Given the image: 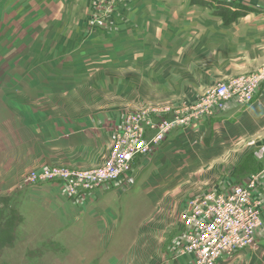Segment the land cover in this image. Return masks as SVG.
Listing matches in <instances>:
<instances>
[{"label": "crops", "instance_id": "obj_1", "mask_svg": "<svg viewBox=\"0 0 264 264\" xmlns=\"http://www.w3.org/2000/svg\"><path fill=\"white\" fill-rule=\"evenodd\" d=\"M35 2L0 0V79L13 76L17 79L24 76L35 81L40 77L53 79L56 77L57 62L75 63L83 55L85 63L90 59L101 65H113L114 69L130 66L131 82L128 85L131 86V100L136 97L141 98L143 103L157 104L152 99V94L156 92L164 95L160 100L169 102L175 99L179 102L219 80L253 72L264 64V7L258 0H131V24L122 25L112 33L108 26L106 30H98L93 35L85 34V28L77 22L53 29L52 22L49 25V21H44L46 13L36 10ZM55 4V8L65 9L70 3L63 5L58 0ZM47 9L44 5L38 10ZM26 15L27 19L34 18L36 21L27 24L29 29L21 22ZM15 53L20 54L17 67L4 69L7 63H2L5 60L2 57ZM28 64L30 70L21 68ZM67 68L63 67L60 77L81 75L80 67L71 73L64 70ZM99 72L97 77L101 79L107 78V73H110L104 68ZM35 81L31 82L32 85H25L23 81L9 85L2 81L0 132L2 128L7 129L8 133L14 131L9 122L19 117L14 108L22 104V95L28 94L38 99L42 92L48 98L57 89L49 83L34 85ZM137 81L143 83L142 90L136 89ZM146 88L151 93L145 99L142 94L148 90ZM4 90L19 96H4ZM43 104L45 109L50 105L56 107L50 98ZM73 121L76 122L74 128L66 125ZM61 122L63 128L50 127V121L48 124H34L33 150H28L27 143L10 137L0 143V162L6 165L2 166L0 173V184L4 185L0 198L1 195L8 198L6 202L0 201V206L7 218L17 217L15 240L11 244L15 250L11 252L16 253L18 263L28 261L25 253L33 252L41 257L44 251L40 250L42 247L60 244L61 240L65 248L68 245L72 247L74 241L80 245L76 252L78 258L82 259L80 264H128L136 248V245H131V237L137 236L134 224L136 221L143 222L146 215L151 213V209L145 212L143 202L137 206L131 200V188L161 150L135 160L131 177L133 184L127 182L123 186L120 180L105 184L87 198L68 197L64 187L57 182L18 186V175L28 169V161L39 166L51 160L58 161V156L64 151L70 153L74 149L76 158L83 153L87 156L91 151L87 145L89 132L95 139L99 135L87 128L91 125L87 119L68 118ZM46 125L49 127L44 128ZM97 125L99 122L96 120ZM207 126L211 133L208 145H203L208 134ZM196 127L190 132L197 133L196 142H201L198 146L201 150L199 153L193 150V160L209 161V168H216V179L209 183L212 188L227 189L235 183H244L249 176L260 174L257 188L264 193V84L249 105L239 107L231 100L224 110L202 119ZM108 146H111V142ZM104 147L106 145L100 151ZM12 150L16 151V155ZM249 158L252 162H248ZM125 188L129 191L121 193ZM146 225L143 224V227L146 228ZM182 228L171 239L180 235ZM114 239H123L120 245L122 250ZM260 244L264 245V238ZM168 246L166 253L170 258L162 264H194L192 255L186 254V261L178 260L176 245ZM255 248L243 249L235 257L220 260L218 264H264L242 262ZM49 252L47 255L52 254ZM5 254L6 249L3 248L1 263H8L3 259ZM68 254L67 260H71V251ZM53 260L54 257L47 262Z\"/></svg>", "mask_w": 264, "mask_h": 264}, {"label": "rangeland", "instance_id": "obj_2", "mask_svg": "<svg viewBox=\"0 0 264 264\" xmlns=\"http://www.w3.org/2000/svg\"><path fill=\"white\" fill-rule=\"evenodd\" d=\"M27 1L28 0H23V2ZM30 1L32 2L33 0ZM35 1H37L35 2L36 10L46 13L44 21H49L47 22L49 25L52 22L51 24L54 26L53 29H55V26L64 28L66 25H71L72 22H77L83 25L85 34L93 35L98 33V30H106L108 26L111 27L110 31L112 33L122 25L131 24V0H61L63 5L70 3L69 7H65V9L55 8V3L58 0ZM258 1L264 6V0ZM44 5L49 9L46 11L38 10ZM24 19H27V15L21 20L26 26L29 23L36 22L34 18H29L25 21ZM27 28L29 29L28 26ZM26 34H29V32H26ZM33 38H36V36ZM19 40H21V37H19ZM8 56L2 57L5 58L2 63H7L4 69L8 68L13 70L18 65L20 54L15 53ZM83 58V55L79 56V58H77L78 62L75 63L57 62L55 64V66H57L56 71L54 72L56 77L53 79L40 77L36 78L35 81V79L33 80L32 78L24 76L22 79H17L15 76L10 79H0V85L2 81L3 84L9 85L21 84V81H23L25 85H32L31 82L35 81L33 83L34 85L43 86L49 83L57 87L55 91L48 95L50 96L48 98L47 94L45 93L46 95H43L42 92L38 99H34L32 95H22L24 97L22 104H18L14 108L15 112L19 114V117L9 122L12 123L11 125H13L14 131L8 133L7 129L2 128L0 132V143L10 137L13 140H21L19 142L27 143L28 150H33L32 142L34 140V134L32 133V126L34 124L42 125L44 122L48 124L50 121V127L55 126L63 128L64 125L61 121L68 118L73 120H79L80 118L87 119L88 124H91L87 128H89L91 132L99 135L95 139L89 132L90 137L87 145L91 151L88 152L87 156L83 153V155L76 158V151L73 149L71 151L72 153L64 151V153L59 155L58 161L51 160L52 162L44 165L36 166L28 161V169H25L18 175V186L29 184L30 179L35 175H42L47 172L53 173L56 171L69 172L73 177L82 178L84 180L98 178L100 175L99 173L107 168L106 165L112 154H114L121 138L126 135L128 126L131 127L130 116L132 110L135 112L147 110L150 119L157 125V128H148V134L153 135L157 132L160 133L161 130L168 129L171 126V122H173L171 120L173 117L175 118L179 115L178 112H182L187 107L196 105L202 99L210 97L218 84L231 85L234 79L254 74L264 68V64H262L253 72L240 73L235 76L224 78L217 81L216 84L205 88L200 93L191 96L189 99H181L179 102H176L178 100L175 99H170L169 102L165 101L166 99L160 100L164 95L156 92L152 94V99H155L157 104H147V102L143 103L141 98L134 97V100H131V86L128 85L129 82H131V71L128 72L130 66L114 69L115 67L113 65H101L90 59L85 63L83 62ZM64 66L68 67L64 70L70 73L80 67L79 71L81 72H78L81 75L68 78L60 77V71ZM21 68L30 70L31 66L28 64L27 67L22 66ZM101 68L110 72L107 73V75H109L107 78L101 79L97 77V75L101 73L99 72ZM7 81H9V83H6ZM141 84L143 85L142 82ZM141 84L138 82L136 89L142 90ZM146 89L148 90L142 94L145 99L149 98L151 93L149 88ZM3 95L8 97L19 96L15 93L6 92V90H4ZM49 98L50 102H55L56 107L53 108V106L50 105L51 107L45 109L44 104H41L46 102ZM38 106H40L39 109ZM96 120L97 123L99 122L97 126H95ZM75 124L76 122L73 121L66 125L74 128ZM161 124H164V126H161ZM48 127L49 126L46 125L44 128ZM97 128H100V130H97ZM195 128L197 127L194 126L193 129ZM193 129H186L185 126L176 124L171 134H169L170 136H167L156 149V151L161 150L159 153L160 155H157L151 164H147L148 166L145 167L143 175L139 176L137 181H135V185L131 188V200L137 206H139V203L143 202L145 204V212L151 209V213L149 216L145 214L146 217L143 222L136 221V224L133 223L137 227L135 231L137 236L131 237V245H136V248L128 264H162L168 261L170 257L166 253V246L169 245L168 248H171L176 245V239L179 235L173 239L171 238L178 234L180 227H182L183 211L193 199L212 189L209 183L216 179L217 170L214 167L209 168V161L204 162L201 159H196V161L193 160V150L194 153H199L201 150L198 147L201 142H196L198 138L197 133L190 132ZM180 130L181 132H179ZM207 130L208 134L206 135L205 141L202 142L203 145H208V136H210L211 133L209 126H207ZM101 131H103V133H101ZM110 142L111 146H108ZM105 145L106 147L100 151ZM12 152L13 155H16L15 150H12ZM70 154H73V156H70ZM61 157H63V159H60ZM140 157L144 156L141 155ZM138 158L139 157H136V159ZM136 159H134L133 164ZM248 162H252V159L249 158ZM16 163L21 164L22 162ZM2 166H6L4 162H0V173L2 171ZM15 166L17 165L15 164ZM253 166L255 167V165ZM132 176L133 173L129 172L127 177H123V179L120 180L121 182L119 181L120 185L124 186L127 182H132L133 184L134 180L132 181ZM115 182L117 181H106L96 190L94 189L84 196L72 198L83 199L93 196L105 184L109 185ZM57 183L61 184L60 182ZM1 191H4L3 184H0V192ZM126 191H129L128 188H125L121 193ZM1 197L0 200H4L5 202L8 200L6 196L1 195ZM262 199H264V193L262 194ZM143 224H147L146 228L145 226L143 227ZM122 240L123 239H114L119 249ZM11 244H14V242H9L3 247L6 249V254L3 259L7 260L8 263H1L3 261H0V264H80L82 261L76 254L80 245L79 243L75 244L74 241L71 244L72 247L68 245L65 248L63 240H61L60 244L52 246L47 245L46 248L42 247L40 250L44 249V251L41 253V257H37L33 252L25 253L24 256L27 257L28 261L18 263L16 261V253L11 252L15 250V248H13L14 245ZM49 251L52 252L51 255H47L50 253ZM69 251H71V260H67ZM250 252L251 253H248L242 262H264L263 244H260L253 250L251 249ZM53 257L55 260L47 262ZM183 259L186 261V255L179 254L178 260ZM127 260L125 262H127Z\"/></svg>", "mask_w": 264, "mask_h": 264}, {"label": "built area", "instance_id": "obj_3", "mask_svg": "<svg viewBox=\"0 0 264 264\" xmlns=\"http://www.w3.org/2000/svg\"><path fill=\"white\" fill-rule=\"evenodd\" d=\"M263 84L264 68L234 79L231 85L218 84L210 97L178 112L168 129L153 135L148 134V128L157 125L147 110H132L131 127L128 126L98 178L84 180L69 172L56 171L35 175L29 184L60 182L68 197H81L106 181L122 180L132 173L134 159L153 154L176 124L194 128L202 119L224 110L231 100L245 107L256 99ZM259 178L260 174L252 175L244 183H235L227 189L212 188L193 199L182 213L183 228L176 239L178 253L192 255L194 264H218L243 249L258 247L264 238V199L257 188Z\"/></svg>", "mask_w": 264, "mask_h": 264}, {"label": "trees", "instance_id": "obj_4", "mask_svg": "<svg viewBox=\"0 0 264 264\" xmlns=\"http://www.w3.org/2000/svg\"><path fill=\"white\" fill-rule=\"evenodd\" d=\"M5 202L4 200H0ZM17 218H7L0 206V251L9 242H14V229Z\"/></svg>", "mask_w": 264, "mask_h": 264}]
</instances>
